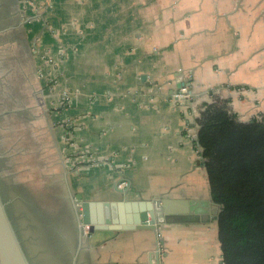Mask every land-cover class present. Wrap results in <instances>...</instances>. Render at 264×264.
I'll use <instances>...</instances> for the list:
<instances>
[{"label": "crops", "instance_id": "1", "mask_svg": "<svg viewBox=\"0 0 264 264\" xmlns=\"http://www.w3.org/2000/svg\"><path fill=\"white\" fill-rule=\"evenodd\" d=\"M30 1L52 6L46 28L42 17L26 26L40 39L32 59L52 114L53 131L41 122L31 133L40 155L76 157L70 184L83 201L161 199L174 210L160 231H96L80 264H223L219 207L186 137L219 100L242 122L264 118V0H25L28 17ZM29 66L25 57L23 75Z\"/></svg>", "mask_w": 264, "mask_h": 264}, {"label": "trees", "instance_id": "2", "mask_svg": "<svg viewBox=\"0 0 264 264\" xmlns=\"http://www.w3.org/2000/svg\"><path fill=\"white\" fill-rule=\"evenodd\" d=\"M196 123L223 264H264V118L242 122L219 100Z\"/></svg>", "mask_w": 264, "mask_h": 264}, {"label": "flooded vegetation", "instance_id": "3", "mask_svg": "<svg viewBox=\"0 0 264 264\" xmlns=\"http://www.w3.org/2000/svg\"><path fill=\"white\" fill-rule=\"evenodd\" d=\"M15 1L0 0V30L15 26L17 23V17H14L17 14ZM20 30V28H17L0 35V74L5 76L6 72L11 76L12 72L16 70V72H20L19 76L24 81V77L21 74L23 72L22 65L24 58H27L28 43L22 37ZM28 41L30 42V40ZM14 67L17 69H14ZM3 84L0 81V101L9 100L12 101L11 103H14L13 98H10L4 88L6 84ZM20 97L23 98V96ZM29 117L31 118V116ZM29 117L23 113L17 116L18 119L23 120ZM16 128L18 129V126ZM27 141L28 144L31 141L34 142V144L31 143L34 145V152L36 153L32 152L31 156H33L32 159H37L35 160L37 163V177H35L34 169L29 168V164H31L30 159L26 162L24 155L13 158L11 155H7L9 151L7 153L0 152L1 192L5 200L8 198V200H13V203L16 202L20 205V212L25 216L27 224H29L31 235L34 234L38 238H41L49 247L53 264H71L78 240L75 231L76 220L69 198V191L66 187L65 200L60 191V183L64 182L65 185V181L61 179L62 170L58 171L52 162L48 166L49 163H46L39 153V145L35 142V139L27 137ZM12 149L14 148L11 147L10 152ZM19 159L21 160L19 161ZM19 163H22L23 166L20 167ZM25 163L28 165L27 168L25 167ZM37 181L43 185L41 191L45 195V204L41 202V198L44 197L42 195L40 197L37 194L38 192H34ZM66 203H68V209ZM8 208L10 210L11 206L9 205ZM63 232L68 235L67 243L63 242ZM86 250L85 248L83 249L82 258L85 257ZM81 257L79 262L81 261Z\"/></svg>", "mask_w": 264, "mask_h": 264}, {"label": "rangeland", "instance_id": "4", "mask_svg": "<svg viewBox=\"0 0 264 264\" xmlns=\"http://www.w3.org/2000/svg\"><path fill=\"white\" fill-rule=\"evenodd\" d=\"M47 1H48V3H53V0H47ZM24 2H25V0H16L15 1V3H16L15 8L17 10L16 11L17 14L14 16V17H17L16 18L17 23L15 25H18L19 23H21L25 19L23 14L20 11V10L25 11V9H26V7H20V6L24 5ZM30 3H31L30 5L33 6V11H34V9H36L35 11L37 12V14L35 13V15L33 17H35L36 20L39 19L40 17H42V20H41L42 28H44V27L46 28L47 24L45 23L46 22L45 19H47L48 22H50L52 20V17H51L52 16V6H50V9L48 12L44 13V10L38 9L39 6H37L35 3H33L32 1H30ZM13 12H15V11H13ZM42 13H44V17L42 16ZM48 18H49V20H48ZM32 25L33 24L28 23L26 25L27 29L29 30ZM27 29L21 28L20 31L22 32V37L28 43L27 58L29 59V65H30L29 66V69H30L29 74L26 76L21 74L24 77V81H22V78L19 76L20 72H16V70H14L12 72L11 76L6 72H5V76L0 74V81L2 84L4 83L3 85L6 84L4 88L6 89V92L9 94L10 98H13L12 100L14 102V103H11L12 101H9V100L8 101L1 100L0 101V113L4 112L6 110L27 108V109H29L30 113L28 111H24L22 113L28 117L31 116V118L30 117L28 119L25 118L24 120L18 119L17 116L19 114L18 115L7 114V115L0 116V152H4V153H7V151L10 152L11 147H13L14 149H12V151L10 153L8 152L7 155L8 156L11 155V157H13V158L14 157H20L21 155L22 156L24 155L25 156L24 159L26 162H28V160L30 159L31 164H29V168L34 169L35 177H37V173H36L37 172V163L35 161L37 159H32L33 156H31V153L35 151V147L33 145L34 142L31 141L33 144L31 142H29V144H28L27 143L28 142L27 137L28 138L32 137L31 133H33L32 134L33 136L38 135L37 134L38 133V128H37L38 123H40L39 125H41V122L42 123L46 122L47 123V129L46 130H48V126H49V130L51 129V131H53V127H52V124H50L52 122V120H51L52 114L45 107V103L43 104V102H45V100H44V94H42V92H41V85H42L41 82L44 83L47 76L42 71L38 70V68L36 67V61L32 59V58L36 57L35 59L40 60L41 54L39 55V53H38V51H39L38 46H40V41H39L40 39H38V37H33L30 39V42H29L27 40L28 39ZM34 51H36L37 53L35 54ZM33 54H35V55L33 56ZM50 61H52V60H50ZM30 62H31V64H30ZM14 69H17V68L14 67ZM20 96H23V98ZM188 97H189V94H188ZM41 99L43 102L41 101ZM22 100H24L25 103L22 102ZM52 109L53 108H51V110ZM45 110H46V112H45ZM38 115H40L39 120L37 118ZM16 126H18V129L16 128ZM72 128H74V127L71 123H69V122L65 123L66 134L68 133L69 130L71 133ZM195 132H197L196 129H195ZM71 136H73L72 133L69 137L67 135H65V142L66 143H70L69 138ZM196 136H197V134H194V131L192 130V134L189 133L186 138L189 140L190 145H192V147H193V149L197 155V165L202 164L205 167V165L203 163V159L200 155V151L194 147L193 140L196 138ZM49 139H50V136H49ZM35 142L37 143V139ZM47 144L50 146L51 152L58 150V149L57 150L54 149V141L53 140H49V142ZM41 150L42 149H40V151ZM35 153L36 152H34V154ZM65 158L66 159H64V160H60V159L54 160V158L51 157L50 160L52 161V163L55 164V168L58 171L62 170V165L64 164V166L66 167L65 168L66 171L62 170L61 179H62V181L67 180L68 184H70V180L73 181L74 174L76 173L74 171H78V169H76L74 171L71 170L73 168L72 164L74 163V161L71 159V158H73V156H67ZM68 158L71 159V162H69ZM20 160L21 159H19V161ZM32 160H33V162H32ZM19 164H20V167L23 166L22 163H19ZM50 165L51 164H49L48 166H50ZM25 167L26 168L28 167V165L26 163H25ZM206 172H207V170H206ZM16 178L19 179V177H17V176H16ZM61 183H62V185H61ZM61 183H60V187H61L60 191L64 197L63 199L65 200V198H66V195H65L66 189L65 188L68 185H67V183H65V185H64V182H61ZM35 187L36 188H35L34 192H38L37 194H39L40 197H41V195L44 197V198H41V202H42V204H45V202H46L44 200L45 195H43V191H41V189H43V188H41V187H43V185L38 183V181H37ZM67 189H68V187H67ZM66 205H67V209H68L69 208L68 203H66ZM10 206H11V209H10L11 210V216L14 220V223H15V226L18 230L19 236H20L21 240L23 241L24 247H25V249H26V251H27V253L31 259L32 264H53V261L51 259V253H50V250L48 249L49 247L42 241L41 238H38L34 234L31 235L29 224H27L25 216H23L22 213L20 212V205L17 204L16 202H14ZM63 237H64L63 242L67 243L68 235L65 234V232H63ZM91 242H92V237H90L89 243H91Z\"/></svg>", "mask_w": 264, "mask_h": 264}, {"label": "water", "instance_id": "5", "mask_svg": "<svg viewBox=\"0 0 264 264\" xmlns=\"http://www.w3.org/2000/svg\"><path fill=\"white\" fill-rule=\"evenodd\" d=\"M20 11L25 18L24 21L0 30V35L17 28H26L28 23L35 21V17H28L24 10ZM179 88H184V84L179 85ZM24 111L30 113L29 109L21 108L6 110L0 113V116L18 115ZM65 183L68 185L69 198L75 215V231L78 240L71 264H80L79 259L82 251L84 248L88 250L91 247L90 235L96 231H160L162 225L170 221L169 215L174 212L170 209L171 202L161 199L152 201H128L125 199L112 202L83 201L81 194L74 195L71 184H68L67 180ZM121 193H125V191L121 190ZM12 203L13 200L4 199L0 189V264H32L8 208ZM202 216V222L210 221L208 214ZM86 227H89V236Z\"/></svg>", "mask_w": 264, "mask_h": 264}, {"label": "built area", "instance_id": "6", "mask_svg": "<svg viewBox=\"0 0 264 264\" xmlns=\"http://www.w3.org/2000/svg\"><path fill=\"white\" fill-rule=\"evenodd\" d=\"M69 97H70L69 96V93H66V92L63 93V98L64 99H68ZM185 98H188V93L186 92V90H182L181 92L175 94V99L177 101H179V102L180 101H183ZM70 135H71V133H70V130H69L68 133H67V136L69 137ZM74 158H76V157H73L71 159L74 160ZM71 159L68 158L69 162H71ZM89 159H90V155H88V154H81L79 156V161L78 162L85 163V161L87 162V161H89ZM86 232H87V235L89 236L90 235L89 227H86Z\"/></svg>", "mask_w": 264, "mask_h": 264}]
</instances>
